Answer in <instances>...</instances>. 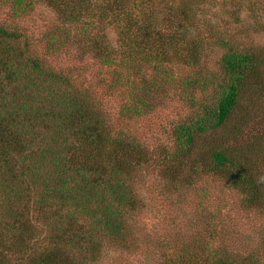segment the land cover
Instances as JSON below:
<instances>
[{"label": "trees", "instance_id": "16d2710c", "mask_svg": "<svg viewBox=\"0 0 264 264\" xmlns=\"http://www.w3.org/2000/svg\"><path fill=\"white\" fill-rule=\"evenodd\" d=\"M41 4L60 24L45 33L39 55L19 21ZM229 5L232 23L247 20L249 6ZM2 7L13 22H0V239L24 252L14 264H98L106 249L131 250L127 213L141 209L134 177L157 161L102 113L91 88L109 77V89L131 102L123 113L132 118L151 112L152 98L169 102L164 85L179 81L190 108L175 127V149L161 152L169 190L202 184L204 197L218 181L242 195L246 208L264 211V46L223 35L222 0H0ZM206 45L222 55L204 74ZM73 50L95 68L76 66L75 58L62 64ZM183 67L185 77L176 74ZM89 75L96 85L84 83ZM25 181L30 185L21 188ZM24 198L36 205L21 208ZM46 214L61 224L50 225L47 236L34 226ZM201 264L236 263L213 257Z\"/></svg>", "mask_w": 264, "mask_h": 264}, {"label": "rangeland", "instance_id": "374dc122", "mask_svg": "<svg viewBox=\"0 0 264 264\" xmlns=\"http://www.w3.org/2000/svg\"><path fill=\"white\" fill-rule=\"evenodd\" d=\"M230 1L222 0L226 8L220 11L219 30L223 31L224 36L234 40L236 38L249 45L264 46V33H256L257 22L264 28V0H236L241 3L243 9L249 6L251 10L242 12V16L247 20L238 24L232 23L228 15L227 10H231ZM209 4V2L206 4L208 8ZM8 7L0 8L2 23L12 21L8 19ZM205 11L207 16L214 12L209 9ZM59 24L55 11L41 4L37 5L32 14L20 19L19 28L26 33L30 44L36 47L39 55H42L45 48H42L41 42L45 33ZM238 27L241 34L238 33ZM69 28L73 30L72 33H80L79 26L73 25ZM115 38V34L110 32L113 43ZM77 45L76 43V47ZM206 48L200 66L205 68L204 74L211 73L217 67L222 55V51L218 49H212L208 45ZM73 58H75L73 64L76 66L89 65L93 68L96 66L92 58L81 59L75 50L72 51V55L64 56L61 63H69ZM185 72L189 71L183 67L178 69L176 74L185 77ZM92 79L93 76L89 75L85 77L84 83L89 85L92 82L94 86L99 81L93 82ZM109 82H111L110 77L106 82L104 80L99 82L98 91L91 88L93 97L99 98L102 102L104 108L102 113L105 114L110 126L113 124L116 132H126L132 142L139 143L145 155L157 163L146 165L134 177L133 188L139 196L141 209L136 213L132 211L127 213L134 236L131 250L106 249L99 255L98 264H201L213 257L230 258L236 264H264V211L246 208L242 195L218 181L209 182L208 192L204 197H201L200 192L202 184L196 187L179 185L174 190L168 189L167 180L160 168L161 152L164 148L170 151L175 149V127L179 117L187 114L189 112L187 107L190 108L181 98L179 81L169 82L170 87L164 85L168 88L163 90L168 91L169 102H164V105L160 106L158 105L160 102L152 98L148 103H152L153 110L133 118L123 113V108L129 106L131 102H127L129 99L125 98L123 91L110 90ZM202 95L205 94L198 93V99ZM205 97L213 100L210 94ZM205 97H202L201 101H204ZM38 161L37 157H32L29 163L37 164ZM28 185L30 182L25 181L21 188ZM15 192L22 197L29 196V194H21L18 190ZM24 199L21 208L27 209L29 205H36V202L28 198ZM49 203L56 205L55 200H50ZM35 215L37 213L29 214L33 220ZM62 215L65 216L64 210ZM53 218L55 217L46 214L45 219H40L41 222H37L34 226H40V234L47 236L50 225L55 228L61 227V224H54ZM0 242L4 241L0 239ZM9 245V241L1 243L0 252L7 255L5 264H8L9 260L14 264L24 252H20L21 248L15 245L9 250Z\"/></svg>", "mask_w": 264, "mask_h": 264}]
</instances>
